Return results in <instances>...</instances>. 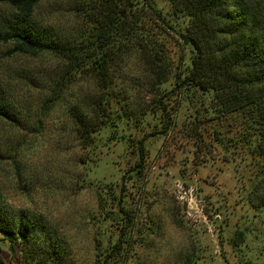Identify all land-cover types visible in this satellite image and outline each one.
I'll list each match as a JSON object with an SVG mask.
<instances>
[{
	"label": "rangeland",
	"instance_id": "1",
	"mask_svg": "<svg viewBox=\"0 0 264 264\" xmlns=\"http://www.w3.org/2000/svg\"><path fill=\"white\" fill-rule=\"evenodd\" d=\"M68 2L43 0L37 16L69 30L75 17ZM154 2L166 16L170 3ZM150 27L173 60L168 85L157 83L144 55L127 58L116 82L130 87L129 97L121 98V117L106 127L100 124L93 143L77 131L75 111L88 109L97 125L92 110L102 91L94 79L77 77L58 101L45 104L47 87L64 76L69 81L60 61L46 54L9 57L0 47V73L8 69L22 80L17 103L28 108L22 125L0 118V192L11 208L50 219L71 246L70 264H96L98 251L117 239L123 224L120 204L131 217L121 264H152L162 209L192 240L176 264H264V223L245 193L254 160L237 140L241 126L211 108L198 110L178 89L168 95L190 51L162 20L151 21ZM34 84L37 90L30 88ZM159 100L174 121L167 129L154 111ZM141 139L145 151L136 175L132 167ZM237 229H245L246 236L234 248L230 238ZM10 245L0 231V264H24L19 244Z\"/></svg>",
	"mask_w": 264,
	"mask_h": 264
},
{
	"label": "trees",
	"instance_id": "2",
	"mask_svg": "<svg viewBox=\"0 0 264 264\" xmlns=\"http://www.w3.org/2000/svg\"><path fill=\"white\" fill-rule=\"evenodd\" d=\"M42 1L0 0V47L6 48L9 57L46 54L60 61L69 81L64 76L47 87L45 104L58 101L77 77L94 79L102 91L97 110H92L99 117L97 125L88 109L75 111L77 131L90 143L95 142L93 134L100 124L106 127L116 116L121 117L119 103L129 97L130 87H121L116 73L127 58L137 52L144 55L157 83L168 85L173 60L150 27L151 21L162 20L190 51L189 62L183 63L168 95L178 89L185 93L184 101L198 110L211 108L241 126L237 140L246 145L254 160V173L245 193L264 223V0H167L170 9L166 16L154 0H69L67 10L75 17L69 30L37 16ZM20 86L24 87L22 80L10 70L0 73V118L16 126L23 124L28 113L25 105L17 103ZM30 88L37 90L39 86ZM154 111L164 128L174 122L162 100ZM137 147L132 170L139 175L145 151L142 139ZM120 205V235L108 248L98 251L96 264H121L126 254L131 217L125 205ZM0 231L13 249L19 244L24 264H70L73 260L65 235L59 234L45 214L13 209L1 192ZM245 236V229H237L231 245L239 248Z\"/></svg>",
	"mask_w": 264,
	"mask_h": 264
},
{
	"label": "clouds",
	"instance_id": "3",
	"mask_svg": "<svg viewBox=\"0 0 264 264\" xmlns=\"http://www.w3.org/2000/svg\"><path fill=\"white\" fill-rule=\"evenodd\" d=\"M158 215L161 226L152 243V264H176L177 257L191 246V237L165 210Z\"/></svg>",
	"mask_w": 264,
	"mask_h": 264
}]
</instances>
